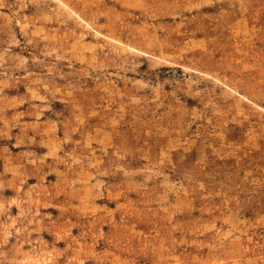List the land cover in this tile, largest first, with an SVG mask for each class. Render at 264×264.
Returning a JSON list of instances; mask_svg holds the SVG:
<instances>
[{
    "label": "rangeland",
    "instance_id": "1",
    "mask_svg": "<svg viewBox=\"0 0 264 264\" xmlns=\"http://www.w3.org/2000/svg\"><path fill=\"white\" fill-rule=\"evenodd\" d=\"M0 264H264V0H0Z\"/></svg>",
    "mask_w": 264,
    "mask_h": 264
}]
</instances>
